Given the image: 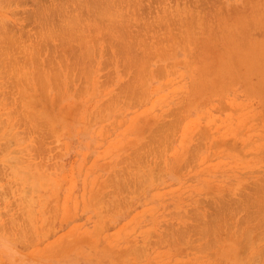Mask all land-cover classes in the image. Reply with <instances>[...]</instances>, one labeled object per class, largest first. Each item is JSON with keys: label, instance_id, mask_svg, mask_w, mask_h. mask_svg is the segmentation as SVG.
I'll return each mask as SVG.
<instances>
[{"label": "rangeland", "instance_id": "rangeland-1", "mask_svg": "<svg viewBox=\"0 0 264 264\" xmlns=\"http://www.w3.org/2000/svg\"><path fill=\"white\" fill-rule=\"evenodd\" d=\"M108 1L0 2V264H264V0Z\"/></svg>", "mask_w": 264, "mask_h": 264}, {"label": "bare ground", "instance_id": "bare-ground-1", "mask_svg": "<svg viewBox=\"0 0 264 264\" xmlns=\"http://www.w3.org/2000/svg\"><path fill=\"white\" fill-rule=\"evenodd\" d=\"M87 1H88V0H87ZM102 1L104 2V0H102ZM107 1H108V0H107ZM0 2H1V0H0ZM108 3H110V2L108 1ZM90 4H91V0H90ZM94 4H95V3H94ZM106 4H107V2H106L105 4H103V5H106ZM97 5H98V4H97ZM93 6H94V5H93ZM89 7H90V6H89ZM108 7H110V5H108ZM101 8H102V5H101ZM41 9H42V8H41ZM89 9H90V8H89ZM92 9H93V8H92ZM98 9H100V8H98ZM90 10H91V9H90ZM90 10H89V11H90ZM94 10H96V8H95ZM100 10H102V9H100ZM103 10H104V12L109 11L108 13H110V10H106V11H105V6H104V9H103ZM41 11H42V10H40V12H41ZM89 11H88V12H89ZM92 11H93V10H92ZM36 12H37V11H36ZM44 12H46V11H44ZM93 12H94V11H93ZM95 12L97 13L98 11H95ZM99 12H101V11H99ZM99 12L97 13V15L99 14ZM41 13L43 14V11H42ZM41 13H40V16H41V19H42V16H43V15H42ZM108 13H107V14H108ZM90 14H92L91 11H90ZM94 14H95V13H94ZM94 14H93V15H94ZM47 15H48V14H47ZM99 16H100V15H98V17H97L98 20L101 18V16H100V17H99ZM104 16H106V15H104ZM104 18H105V17H104ZM39 19H40V17H39ZM42 20H43V19H42ZM42 20H41V21H42ZM98 20H96V21H98ZM48 21H49V20H48ZM42 22H43V21H42ZM49 22H50V21H49ZM49 22H48V24H49ZM98 22L100 23V21H98ZM44 23H45V22H44ZM46 23H47V22H46ZM101 23H102V22H101ZM73 24H74V23H73ZM240 24H241V23H240ZM74 25L76 26V25H77V22H76V24H74ZM78 25H79V24H78ZM251 26H252V25H251ZM72 27H73V26H72ZM72 27H71V28H72ZM76 27H77V26H76ZM81 27H82V26H81ZM83 27H84V26H83ZM73 28H74V27H73ZM79 28H80V27H79ZM75 29H76V28H75ZM86 29H87V28H86ZM71 30H73V29H71ZM80 30H83V29H80ZM80 30H79V31H80ZM49 32H50V31H49ZM50 33H51V32H50ZM71 33L74 34L72 31H71ZM81 33H82V31H81ZM75 34H76V33H75ZM45 36H48V35L45 34ZM50 36H51V34H50ZM50 36H48V37H50ZM65 36H67V35H65ZM68 36H69V35H68ZM72 36L74 37L75 35H72ZM72 36H71V37H72ZM79 38H80V37H79ZM45 39H46V38H45ZM72 39H73V38H72ZM81 39H82V38H81ZM218 39H219V38H218ZM235 40H236V39H235ZM44 47H45V45H44ZM233 47H234V46H233ZM227 51H228V50H227ZM229 51H230V50H229ZM227 54H229V52H227ZM226 58H227V57H226ZM233 59H234V58H233ZM233 59H232V60H233ZM237 59H238V58H237ZM237 59H235V61H236ZM235 64H236V63H235ZM160 71H161V70H160ZM157 73H159V72H157ZM258 197H259V196H258ZM256 198H257V197H256ZM253 199H255V198L253 197ZM253 199H252V201H254ZM260 200H261V199H260ZM255 201H256V200H255ZM250 203H251V201H250ZM255 205H257V204H255ZM251 214H252V212H251ZM247 216H248V215H247ZM251 220H252V219H251ZM251 222H252V221H251Z\"/></svg>", "mask_w": 264, "mask_h": 264}]
</instances>
